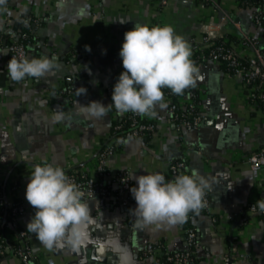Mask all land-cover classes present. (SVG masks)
I'll return each instance as SVG.
<instances>
[{
	"label": "crops",
	"instance_id": "0c3cea01",
	"mask_svg": "<svg viewBox=\"0 0 264 264\" xmlns=\"http://www.w3.org/2000/svg\"><path fill=\"white\" fill-rule=\"evenodd\" d=\"M218 1L217 8L204 0H8L0 9V184L9 201L23 204L20 222L26 231L35 214L25 198L34 166L52 163L94 174L102 145L113 127L127 119L130 112L121 115L114 108L101 119L78 111L79 104L92 100L112 102L113 85L124 70L119 51L126 31L135 24L171 26L189 45L191 61L206 50L205 25L221 30L231 45L244 36L264 41L252 7L241 0ZM224 14L234 22L222 28ZM23 17L34 27L40 47L35 55L53 59L58 67L46 76L17 82L9 77L7 63L15 57L11 45L24 31ZM195 69L201 125L191 130L171 120V103L189 98L187 88L182 94L168 88L151 112L156 130L145 141L126 140L107 165L129 175L160 172L171 181L172 162L184 160L191 173L207 179L210 211L174 225L144 226L131 210L136 206L132 194L128 206L110 199L105 208L98 196L85 198L94 222L78 246L48 248L27 231L38 263L156 264V256L142 258L148 245H162L159 257L187 250L191 225L196 230L194 264H264V218L258 212L241 213L264 199V168L255 171L248 161L264 148V108L252 105L243 78L225 65L205 61ZM80 87L87 92L77 96ZM58 111L65 114L61 121L54 120ZM0 264L22 263L8 252L0 255Z\"/></svg>",
	"mask_w": 264,
	"mask_h": 264
},
{
	"label": "clouds",
	"instance_id": "9594fccd",
	"mask_svg": "<svg viewBox=\"0 0 264 264\" xmlns=\"http://www.w3.org/2000/svg\"><path fill=\"white\" fill-rule=\"evenodd\" d=\"M7 3L8 0H0V9ZM119 56L124 70L113 85L112 102L78 103V111L89 119H101L112 108L121 115L151 114L153 107L163 100V88L182 94L194 83L196 69L190 60V47L183 37L174 34L171 26L135 24L124 33ZM56 67L55 61L46 56L31 59L13 56L7 63V72L13 81L19 82L27 77L46 76ZM80 89L77 96L87 92L85 87ZM64 118L62 111L54 115L55 121ZM129 178L137 182L130 188L136 201L131 210L144 226L182 223L189 211L203 207L204 192L209 186L207 179L197 173L179 175L171 181L160 172L138 176L133 172ZM25 198L35 209L27 231L35 234L44 246L76 247L87 239L88 225L94 222L88 200L60 165H35L29 174ZM256 204L264 211V199Z\"/></svg>",
	"mask_w": 264,
	"mask_h": 264
},
{
	"label": "built area",
	"instance_id": "2783aa9c",
	"mask_svg": "<svg viewBox=\"0 0 264 264\" xmlns=\"http://www.w3.org/2000/svg\"><path fill=\"white\" fill-rule=\"evenodd\" d=\"M162 1L165 3L167 0ZM204 1L217 8L220 7L218 0ZM250 7L254 10L255 23L261 26L262 10L255 6ZM22 20L26 27L32 26V22L28 18L23 17ZM228 22H234V20L229 14H224L219 25L223 28ZM6 33L10 34L8 31ZM11 38H13L12 35ZM223 39L225 40V37L221 30L217 32L210 25H205L202 42L206 45V50L192 60L194 67L196 68L205 61H214L225 65L233 75H240L243 78L244 84L249 90L252 105L264 108V41L260 42L252 36H244L239 44L231 45L219 41ZM11 49L18 59L35 58V52L40 51V47L36 45L26 31H23L19 38L13 41ZM39 58L41 57L39 56ZM193 81L194 83L187 87L189 101L185 103L172 102L169 106L171 120L180 128L191 130L198 128L204 120V113L198 100L197 85L194 78ZM127 120L130 123L128 129H125L122 123H117L113 127L111 136L104 142L98 153L94 174H90L83 168L61 166L70 180L82 191L84 199L98 196L102 208L107 206L110 199L115 204L128 206L131 197L130 188L134 186L132 179L129 178V173L110 171L107 165L108 159L126 140L145 141L156 130V123L151 118V114L141 115L130 112ZM248 161L255 171L262 170L264 168V148L252 154ZM171 174L174 180L179 175H191L192 173L184 160H174L171 164ZM210 209L211 199L209 191L205 189L203 207L196 212H207ZM196 212L189 214L186 220L189 221ZM246 212H258L264 216V211H261L256 203H252L247 209L241 211L242 214ZM1 213L5 214V218L2 217ZM24 213L23 204L18 200L9 201L5 187L0 184V229L3 228V233H0V255L13 252L22 264H40L32 251L27 231L21 226L20 221ZM186 234L189 243L187 250L164 252L163 259V257L158 256L159 251L163 249L162 245L149 244L142 253V258L156 256V264H194L196 255L195 228L191 225L188 226Z\"/></svg>",
	"mask_w": 264,
	"mask_h": 264
},
{
	"label": "trees",
	"instance_id": "16d2710c",
	"mask_svg": "<svg viewBox=\"0 0 264 264\" xmlns=\"http://www.w3.org/2000/svg\"><path fill=\"white\" fill-rule=\"evenodd\" d=\"M242 4H244L245 6H255V7H258L262 10V13H261V16H262V27L264 29V0H241ZM34 27L31 26V27H24V31H26L27 33H29V35L32 37V39L34 40L35 37H34ZM219 41H224L226 44H229L227 41H225L224 39L223 40H219ZM35 58H39V55H35ZM168 90L167 87L163 88L162 91L163 92H166ZM143 119V117H142ZM119 123H122L124 128L125 129H128L130 127V123H129V120H124V121H121ZM196 211H193V213H195ZM205 211H200V212H196V214L198 213H203ZM261 214V213H260ZM2 217L5 218V214L4 213H1ZM262 215V214H261ZM262 217L264 218V216L262 215ZM0 233H3V228L0 229ZM163 259H164V256H162Z\"/></svg>",
	"mask_w": 264,
	"mask_h": 264
}]
</instances>
